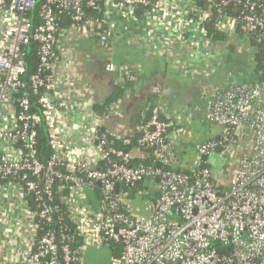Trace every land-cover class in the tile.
Instances as JSON below:
<instances>
[{
  "label": "built area",
  "instance_id": "built-area-1",
  "mask_svg": "<svg viewBox=\"0 0 264 264\" xmlns=\"http://www.w3.org/2000/svg\"><path fill=\"white\" fill-rule=\"evenodd\" d=\"M232 3L243 7L238 16L224 10ZM38 5L0 0V231L11 252L5 264H91L89 249L117 255L106 264H264V82L239 83L230 75L223 91H212L205 121L221 131L197 144L190 160L176 145L165 108L154 107L137 130L153 162L140 165L117 146L131 140L101 122L112 110L98 114L68 75L83 53L78 42L88 37L107 48L105 72L116 71L117 16L144 26L163 45L197 47L212 58L217 46L206 24L216 13L218 32L237 39L243 52L248 35L264 31V0ZM61 21L72 27L62 30ZM33 52L35 71L28 62ZM65 87L76 95L66 98ZM43 126L51 150L46 161L39 159ZM247 132L252 151L232 161L224 180L214 163L231 158Z\"/></svg>",
  "mask_w": 264,
  "mask_h": 264
},
{
  "label": "crops",
  "instance_id": "crops-1",
  "mask_svg": "<svg viewBox=\"0 0 264 264\" xmlns=\"http://www.w3.org/2000/svg\"><path fill=\"white\" fill-rule=\"evenodd\" d=\"M114 21L117 25L116 71L106 73L98 50L90 49L85 41L80 40L77 46L83 53L78 69L72 73L68 70V75L80 89L83 87L94 110L97 104L104 105L117 87L126 86L127 78L133 81V86L126 88L121 99L105 107L107 113L112 110V115L101 121L107 128L122 130L128 140L143 125L142 119L147 115L144 107L150 101L151 93L159 91L167 99V114L173 122L172 133L181 142L176 145L188 159L192 155V143L204 136L205 140L210 138L200 127L204 125L205 107L212 91L226 88L230 69L239 74L241 80L248 78L246 57L237 61L231 58L229 50L225 53L226 47H214L215 57H206L197 47L192 51L188 47L163 45L159 37L142 25L128 24L118 16ZM195 52L200 54L195 56ZM222 52L225 54L219 56L218 53ZM63 93L66 98L76 95L69 87H65ZM2 233L0 231V264H5L11 252H8V240Z\"/></svg>",
  "mask_w": 264,
  "mask_h": 264
},
{
  "label": "trees",
  "instance_id": "trees-1",
  "mask_svg": "<svg viewBox=\"0 0 264 264\" xmlns=\"http://www.w3.org/2000/svg\"><path fill=\"white\" fill-rule=\"evenodd\" d=\"M37 1L39 4L38 9L40 10L42 8V6L44 5L45 0H37ZM242 9H243L242 6L237 5V4H233V3L230 6H228L227 8L226 7L224 8V10L230 12L231 14H233L235 16H238ZM88 15L93 16L95 18H99V19L102 17V14L100 12L95 13L92 11H88ZM137 15H142V12H138ZM216 23H217V21H216V13H215V17H213L212 20L206 24L208 36L212 39V42L217 47H220V48L226 47L227 49L225 50V53L229 50L230 51L229 53L231 54L230 55L231 58H235L237 61H242V59H243L242 57H246V59L248 61V64H247L248 68H249L247 71L248 78L241 80V78L239 77V74H237L236 72H234L231 69L228 70L229 71L228 73L231 75H234L239 83H246V84H250V85L263 83L264 82V31H255V32L249 34L248 35V37H249L248 42L250 44H247L245 46L243 52H240L238 43L236 42L237 39L234 38L236 40H230L229 37H226L223 34H221L220 32H218V30L216 28ZM71 27H72L71 23L66 25L64 23V21H61L62 30H69ZM242 32H244V31L241 30V27H239V33H242ZM259 37L263 38L262 42L258 41ZM82 41H85L87 46H90V49L98 50V52L101 55L103 53L105 54L107 48L104 47L103 50L101 48H99L97 45V38L88 37L86 39H83ZM113 47H114L113 61H115L117 48H116V45H114ZM78 48L79 47L77 46L76 50H78V52H81V50H79ZM225 53L222 52V53H220V55L225 54ZM28 57H30L28 59L29 66H30L32 71H35L36 70V64L38 63V58L36 57L35 52H33L32 55H31V53H29ZM115 65H116V63H115ZM132 83H133V81L127 78L125 80L126 86L117 87V89L114 90L113 95L105 102L104 105H102V104L96 105V107H97L96 112L98 114H100L102 117H104L105 112L107 111V110H105V107L106 106L108 107V106H110L111 103H114L118 99H121L124 95V92L126 91V88L133 86L134 83L133 84ZM166 101H167L166 97L164 95H162L159 91H157V90L153 91L151 93L150 101L144 107L147 115L145 118L142 119V121H144L143 124L149 121L150 111L154 107L162 106L167 111ZM37 108H39V107L35 106V110L39 111V109H37ZM165 117L167 119H170L168 117V114H166ZM46 129L47 128L44 126L40 129V139H39V146L38 147H39V159H41L42 161H46L48 158V155L51 152L50 147L48 146V133H47ZM119 131L122 135H125V133H123L122 130H119ZM139 136H140V134L135 132V135L133 137L131 136V143L126 144V143H124V141H121L119 144H117V146L120 149V151L131 153L135 163L140 164V165L151 164L153 162V160L151 159V154L153 152V149L152 148H144V147L140 146L137 143V139L139 138ZM194 154H195V152H194ZM143 157H144V159H143ZM138 186L143 187V184L140 183V184H138ZM57 204L61 208L62 215L68 216V210H67L66 205L62 204V202H60L59 200L57 201ZM114 256H117V255L115 254Z\"/></svg>",
  "mask_w": 264,
  "mask_h": 264
},
{
  "label": "rangeland",
  "instance_id": "rangeland-1",
  "mask_svg": "<svg viewBox=\"0 0 264 264\" xmlns=\"http://www.w3.org/2000/svg\"><path fill=\"white\" fill-rule=\"evenodd\" d=\"M204 125L201 124V130L203 132V128L207 131V134H209V137L216 136L220 131L221 128L218 127L217 125H210L207 124L208 122H204ZM209 130H208V129ZM248 137L246 139H241L240 144L235 147V150L233 152V155L231 158L228 156L223 157L222 159H218L214 163V167L218 172H220L224 176V180L228 179V176L224 173L225 172H230L232 170V161L240 156H243L245 154H248L252 151V146H253V136L249 132H247ZM205 137V136H204ZM202 137L199 140H196V142L192 143L191 148H193L192 155L190 154L188 159H192L194 157V149L197 144L204 142L205 138ZM207 139V138H206ZM231 159V162H230ZM230 162V163H229ZM113 255L112 251H109L107 249H102V250H96V249H89L87 252V261L88 263L90 262L91 264H106L110 257Z\"/></svg>",
  "mask_w": 264,
  "mask_h": 264
}]
</instances>
